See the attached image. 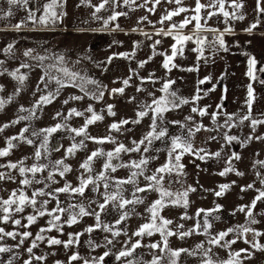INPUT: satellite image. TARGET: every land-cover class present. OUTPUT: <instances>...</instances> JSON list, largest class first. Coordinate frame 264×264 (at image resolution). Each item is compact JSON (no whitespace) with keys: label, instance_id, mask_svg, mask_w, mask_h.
Listing matches in <instances>:
<instances>
[{"label":"rangeland","instance_id":"1","mask_svg":"<svg viewBox=\"0 0 264 264\" xmlns=\"http://www.w3.org/2000/svg\"><path fill=\"white\" fill-rule=\"evenodd\" d=\"M39 1L27 0V3L9 5L8 0H0V62H2L0 63V86H3L0 98L7 100L8 97H12L11 102L6 103L0 110V127L10 124L11 121L21 116L29 117L19 120L18 123L10 124L9 127L0 131V149H4L8 147V138L18 137L22 129H28L23 133L26 139L13 140V146L9 149L8 155L0 156V165H5V167H0V173L5 176L4 179H0V200L8 199L13 190H16L17 196L23 191L29 198H32L37 190H42L44 193V195L35 197L37 201L35 207L26 203L22 212L15 211L16 205H12L9 220L6 222L2 219L4 213L0 207V228L4 229V232L0 233V247L9 249L7 252H0V264H25L30 259L31 264H57V262L59 264H84L86 259L89 264H93V261L105 252L109 255L104 258L102 264H128L130 260L133 264H151L154 257H160L161 264H171L168 259L169 252L162 251L164 238L160 232L153 231L151 236L134 235L142 225L152 222L149 208L154 201L161 198L160 191L153 188L144 192H135V189L145 188L149 184L145 177L153 175L157 168L168 161L172 139L177 136L189 139L194 151L203 149L204 151L199 155L204 156V159H200L193 153H184L180 160L184 166L182 170L162 174L164 190L174 194L188 192L186 207L182 202L173 204L169 198H165L164 207L158 209V217L172 221L171 224L164 226L166 231L174 233V235L167 236L168 249L186 250L173 258L176 264H204L209 258L213 264H221L222 261L229 260L231 254L241 249H246L247 252L241 253L240 264H264V199L257 200L255 207L252 208L251 219L256 221L254 224H249L247 207L245 211L239 210L240 206H251L259 192L264 191V183L261 182L264 179V163H262L264 162V123H259L255 127L251 124L253 119L264 121V87L258 92L256 101H254L255 97H252L250 108L249 101L243 102L244 95L234 93L232 101L228 102L225 98L220 101L213 95L214 77L202 84L199 83L205 80L199 76L204 74L203 71L201 73L197 71L195 74L188 72L187 66L191 64L190 57L192 56L186 51L178 50L179 47H177L176 56L171 61L177 69L168 74L158 70L160 67L158 60L161 55L135 53V57L143 61L146 58L150 64L149 66L143 64L142 75L149 76L150 83L157 79L149 90L155 89L156 85L159 86L162 81H171L169 93H175L176 103L179 106L172 107L169 104L167 111L162 113V119L156 118V132L165 130L164 137L152 140L151 144L145 140L139 145V151H122L110 161L116 170L105 169L104 164L109 162L106 154L114 152L120 144L128 149L135 148L136 144L133 141L139 142L152 130L153 119L156 115L152 113L153 108L156 107L153 102L142 103L143 99L136 96L127 97L124 95L125 88L122 93L112 91L122 88L119 87L118 82L121 76L122 86H129L123 83L124 65L129 67L132 57L129 50L134 44L137 47L139 43L153 45L159 40L162 43V56L165 59L166 55H172V45L176 43V40L168 37L154 40L145 36L140 37L139 34L131 36L119 34L114 38L102 23L93 22L87 17L88 8L79 7L81 12H78L73 2L67 1L65 5V2L62 3L61 0L57 8L58 13H64L61 19L55 24L51 22L34 23L28 19L29 13H35L38 20L43 15L44 4L49 2V0L45 3ZM9 11L11 15H7ZM65 18L72 21V24L66 25L65 22L68 21H65ZM21 22L23 24L17 28L16 25ZM258 25L248 33L261 34ZM194 42L195 38L185 41L184 45L192 48L191 44ZM249 42L252 43L250 40ZM9 44L12 45V49L10 52H5ZM51 47H61L73 56L84 59L94 72L99 74L88 76L90 81L98 84L104 78L105 90L102 98H96L99 95H85L78 88L66 85L64 81V86H61L55 79L47 76L41 82L40 78L45 72L33 57L37 56V51H47ZM197 47L196 44L195 48ZM248 47L250 48V45ZM27 50L32 51V56L24 55ZM216 50L217 46H203V55ZM119 53L129 55L122 57L118 55ZM195 53L196 58H203L199 52L195 51ZM108 57H114L115 62H112L113 59L108 62ZM22 63L30 67L20 68V74L27 77L21 84L9 73L19 68ZM196 65L200 67L198 62ZM171 66L169 65L167 69ZM110 75L111 77L116 76V78L112 77L114 83ZM263 77L264 69L260 71L259 79L262 80ZM57 89L58 94H56ZM251 89L252 94H256V87H251ZM179 91L183 97L176 96ZM248 91L249 86L246 89L247 95ZM50 92L54 94V99L51 103L40 104L35 109L34 115H30L28 111H19L20 106L32 109L42 95ZM165 94L168 99H173L169 94ZM197 94L200 98L194 99ZM75 96H80L82 99H70ZM65 100L68 103H64ZM180 100H187L188 103L180 104ZM89 105L103 119L88 125L86 135L77 136L71 129L81 128L85 120L91 117L92 113L86 111ZM108 105L113 106L114 116L109 114ZM73 108L82 112L83 115L69 116V111ZM193 108L198 111L193 112ZM203 109H206V112L201 115L199 110ZM141 111L146 112V115L138 116ZM57 113L60 115L58 116ZM213 113L216 114L215 120ZM229 116H232L230 127L225 126V121ZM245 116H250V118L242 119ZM122 120H127L128 123L120 125L119 130L110 128V125ZM56 124L65 127L51 134L46 151L41 147L45 133L40 130L54 127ZM198 126H201L200 130L196 131ZM225 134L235 136L237 139L229 142L225 139ZM89 137L98 139L111 137V140L98 143ZM27 139H31L33 143L28 144ZM81 142L83 146H80ZM72 144H77L78 147L72 154H68L67 149ZM145 148L148 150L144 151ZM37 150L41 152L39 159L35 156ZM94 151H102L105 155L94 157L90 162L91 171H88L81 165ZM217 152L220 153L219 156L213 155ZM233 153L238 155L239 159H235ZM141 159L148 160L147 165L143 166V174H138L134 178L135 183L119 185L118 181L127 180L133 171L139 172L138 169L121 165H128L131 161L139 162ZM20 161H23L22 166L26 168H30L33 164L45 167L41 172L35 174L28 172L21 176ZM56 161H63V164L57 165ZM10 162L17 163L18 167L8 168L6 165ZM64 165H67L70 170L61 176L59 173L63 171ZM226 168L232 170L225 175H220ZM101 172L104 173L103 178H100ZM49 173L52 174L51 179H49ZM237 173H242V175ZM89 177L92 178V182L85 186L82 194L71 190L55 191L65 185H69L70 189L77 188L80 186L81 178L88 179ZM25 178L31 183L21 184L20 181ZM105 184L108 185L107 189ZM250 184L252 187L247 188L246 186ZM221 185H229V187L222 195L217 196L216 193L221 190ZM189 189H194V191H189ZM106 192L109 195L118 194L127 200L139 199L141 202L131 203L121 208L120 200L117 199L109 201L101 210L99 205L105 203ZM43 201H47V204L42 205ZM58 206L64 209L63 212L55 213L60 216V220L56 222L58 227L47 230L50 227L49 221L53 219V216L47 213ZM81 206L89 214L79 215ZM41 210H46V214L38 215ZM97 213H99V221L96 217ZM125 214L126 218L121 220V216ZM30 215L36 217L31 224L27 220ZM72 215H76V222L68 224L67 220ZM205 219L211 225L207 231L204 228ZM16 220L20 223H14ZM97 223L100 227H96ZM156 223L159 225L162 221L158 219ZM198 223L199 228L196 227ZM106 225L112 231L105 230ZM237 226L250 227L261 235L254 236L253 232L249 231L244 236L238 237L236 232H231L224 237L220 245L209 242L220 232ZM89 227L93 229L91 232L87 231ZM41 229L45 231L41 233ZM7 232H13L14 237L7 236ZM24 232L31 233V235L24 237ZM113 232H119V235L114 236ZM181 232H190V234L181 238ZM37 234H41L44 239L37 240ZM69 234H72L73 243L68 247H65L63 243L48 244L49 238L59 239L62 242L68 241ZM245 237L248 243H245ZM109 240L112 241L111 244L107 243ZM232 240L236 242L227 247L221 246ZM33 241L37 246L30 254L27 249L32 246ZM137 241L140 246L132 252L131 256L117 259L120 251L131 249V245ZM257 242L261 247L253 248L252 245ZM152 244H158L159 247L152 248L150 247ZM73 254H77L79 259L70 261L69 258ZM34 256H44L45 259L37 261L33 258Z\"/></svg>","mask_w":264,"mask_h":264},{"label":"snow or ice","instance_id":"2","mask_svg":"<svg viewBox=\"0 0 264 264\" xmlns=\"http://www.w3.org/2000/svg\"><path fill=\"white\" fill-rule=\"evenodd\" d=\"M20 2L27 3V0H8L9 5L18 4ZM109 2H110V0H102V2L98 6H95V11L93 13V16H95L96 13H99L105 7V5L108 4ZM160 2H161V0H153V4L154 5H158ZM169 2L170 3L171 2H175V4L178 5V7L175 8L174 10L166 12V14L163 15L161 17V19H160V23L161 24H163L165 21H171L174 16H177L180 13H184V12L190 11V9L181 6L183 0H169ZM111 3L116 4L117 0H111ZM123 3L125 5L134 4L135 0H123ZM147 3H148V0H145V5ZM225 4H226V0H210V2L207 5L206 4H202L200 2V0H196L194 9H191V11L194 13V15H192L190 17L186 16L185 19L182 22H180L179 24H176V23L171 24L167 31H165L164 29H158L157 30V34L158 35L162 34V35H165V36H170V35H173V32L175 30H182L187 25H189L190 23L195 21L194 32L191 35H181V34H179V32H177V34L174 35L173 38L176 40V43L172 45V55L171 56H167V55L165 56V61H164L163 67H165L166 69L169 68L170 62L173 60V58L177 54V45H181L182 46L185 41L193 40L194 38H195V43L198 45V47L193 49V50L199 52L201 54V56L203 55V44H204L206 38H201L199 33L201 31H203V30H207V31H211V32L215 33V32H217V30L216 29H208V28L205 27V25H202L201 24V19L202 18H204L205 21H206L207 19H210L213 16H216L218 14H222L223 17H225L226 19L229 18L230 16L233 19H243L244 18L243 15H238L237 12L235 11V10H238V9L243 7V5L241 3H238L237 0H230V2H229V7L234 10L232 12H229V11H227L225 9ZM59 6H60L59 0H49L48 3L44 4V6H43V15H41L38 20H37V18L35 16V13H33V12L29 13L28 19L33 21L34 23L47 24V23L51 22V23L55 24L64 15V13H58L57 12V8ZM140 6L143 7L144 5H140ZM205 9H210V10L207 11L206 17H202V15H201L202 10H205ZM148 10L150 12H154L155 11V7L150 8ZM258 10L261 11V12H264V9H260L259 8V0H258ZM7 15H11V12L9 11L7 13ZM120 15H125V13L114 11L112 15H110L107 19L103 20L104 26L107 27V25L110 22L117 20V18ZM97 18H99V17H97ZM146 19H147V17H141V20H146ZM149 23H151V22L149 21ZM257 23H253L252 25H250L249 28L246 29V31L250 32L253 28H255L257 26ZM22 24H23V22H21V24L16 25V27L19 28V27H21ZM117 27H119V26L117 25ZM230 30L231 29H227V28L225 29V31H230ZM133 31H135V29H133ZM144 34L148 35L147 33H144ZM216 40H218L219 45L221 47H224L223 33H219V35L216 37ZM159 43H160V41L157 40L155 42V44H153L152 47L155 48V45L159 44ZM11 49H12V45L9 44L8 47L4 51L5 52H10ZM24 55L25 56H32V51L31 50H27V51H25ZM114 55H117V54H114ZM118 55L122 56V57H127L129 54L128 53H119ZM54 58L56 60L60 61L61 63H63V60H64L63 56L54 57ZM33 59H37L39 61H43V60L47 59V57H45V56H35V57H33ZM112 59H113V57H108V62H111ZM149 59H151V57ZM0 63H2V62H0ZM144 63H146V61H141L140 66L142 67ZM254 64H255V59L254 58L250 59L249 60V72H248L249 76L253 75L252 66ZM28 67H30L28 64H23L22 63L19 68H17L14 71L10 72L9 75H11L14 79H16L17 81H19L22 84L27 77L24 74H20V68H28ZM49 67L52 68V67H56V66L55 65H49ZM188 70L192 71L193 69H188ZM57 71L62 72L64 74V76L69 79V81H76L77 79L83 80V77H80L78 73L70 72L66 67H60V68L57 69ZM47 75H48V73L45 72V74L43 76H41V78H40L41 82H43L45 80V77ZM52 79H55L57 84H59L61 86H64L63 81L59 77H52ZM208 79H210V77H205V80H202L199 83L202 84ZM92 83H95V82L92 81ZM123 83L125 85H127L128 84V80L127 79L124 80ZM171 83H172L171 81L165 82L164 85H163V88L161 89V91L169 94L170 96L173 97V99H168L167 97H162L159 100H153V104L156 105V107L153 109V112L156 115L154 116V119H153V128H152V130L149 131L147 133V135L144 137V139L140 140L139 142L133 141V143L136 144L135 148L128 149V148H125V146L123 144H120L114 150V152H108L106 155L108 157V161L109 162L104 164V168L105 169L111 168L112 171L116 170L114 167H112L110 161L113 159L114 156H118L119 153H121L122 151H125V152H127V151H139L140 150L139 145L143 144L145 142V140H147V142L149 144H151L152 140L159 139V138L165 136L166 132L163 129L160 130L159 132H156V118L159 117L160 119H162V113L164 111H167V106L169 104H171L172 107H178L179 106V104L176 103L175 93H169V86H170ZM2 90H3V86H0V91H2ZM112 91L113 92H121L122 93L124 91V89L123 88L113 89ZM56 94H58V89H57V93ZM102 96H103V92H101L99 94V97H96V98H102ZM248 96H249V98H251V96H252L251 86H249ZM199 98H200L199 94H197V96L194 97V99H199ZM11 99H12V97H8L7 100H5L3 98H0V110L3 109V107H4V105L6 103L11 102ZM52 99H54V94L50 92L47 95H42L39 98V100L37 101L36 105H34L32 109H25L23 106H20L19 111H21V112L28 111L30 113V115H34L35 114V109L37 107H39L40 104L51 103ZM70 99L80 100V99H82V97L75 96V97H70ZM64 103H68V101L65 100ZM179 103L180 104H185V103H188V101L187 100H180ZM248 103H249V108H250L251 99H249ZM112 107H113L112 105H108V112H109L110 115L114 116L115 113L112 111ZM148 107H151V106H148ZM86 111L89 112V113H92L91 117L87 118L85 120V123H84V125L81 128H79V129H71V131L75 132L77 136H79L81 134H85L86 135V129H87L88 125L93 124L94 122L103 119L102 116L97 115L94 112V110L91 107V105H89V107L87 108ZM192 111L196 112V111H198V109L193 108ZM199 111H200L201 115H204L205 112H206V109L199 110ZM57 115L59 116L60 113H57ZM71 115L82 116L83 113L79 112L75 108H73V109H70V111H69V116H71ZM144 115H146V112H144V111H141V112L138 113V116H140V117H143ZM215 116H216V114L213 113V119L214 120H215ZM28 118L29 117L21 116L17 120L11 121L10 124H15V123H18L19 120L28 119ZM249 118H250V116H245L242 119H249ZM65 119H67V117ZM231 120H232V116H229L228 120L225 121V126H229L230 127L231 126L230 125V121ZM135 122H139V121H135ZM127 123H128L127 120H122L119 123H113L112 125H110V128L114 129V130H119L120 125L127 124ZM259 123H264V121H259V120H255V119L251 120V124H252L253 127H255ZM10 124H4L2 127H0V131H3L4 128L9 127ZM63 127H65V126L61 125V124H56L54 127L41 129L40 131L42 133H45L44 140H43V143L41 144V147L44 148L47 151V145H48L49 137L51 136L52 133L57 132L59 129H61ZM200 127L201 126H198L196 128V131H199ZM26 131H28L27 128L22 129V131H21V133H20V135L18 137H10V138H8V141H7L8 147L4 148V149H0V156L8 155L9 149L13 146L12 145V141L13 140L26 139L23 136V133L26 132ZM189 134H191V130H189ZM33 135H37V133H33ZM89 138L93 139L94 141H96L98 143H103V142H105V140H111V137H105V138H101V139H98L96 137H89ZM225 139L227 141L231 142L233 140H236L237 138L235 136H229V135L225 134ZM26 142L28 144H32L33 143V141L31 139H27ZM80 146H83L82 142H81ZM77 147H78L77 144H72L71 147H69L67 149L68 154H72ZM177 149H179L180 151L177 152L176 151ZM147 150H148L147 148L144 149V151H147ZM203 151H204L203 149H199V150H195L194 151L192 144L190 143L189 139H187V138H182L180 136L173 137V139H172V149H171V151H169V159H168V161L164 165H162L161 167L157 168L153 175L145 177V179L147 181H149V184L145 188L137 187L135 189V192H144V191H146L148 189H153V188H155V189L160 191V197L161 198L156 200V201H154L153 204L151 205V207L149 208V211L151 213L152 222L142 225L139 228V230L136 233H134V235L142 236V235L147 234V235L151 236L153 234V231L160 232L161 236L164 238V248L162 249V251L167 250L169 252L168 259L171 262V264H176V261L173 258L174 257H178L180 255L181 251H186V250H184V249H180V250H170V249H168L167 236L174 235V233L171 232V231H166L164 226L168 225V224H171L172 221L165 220L162 217H158V209L164 207L165 198H169L170 202L173 203V204H179V203L182 202L184 204V206L186 207L187 206L186 197L188 195V192L185 191L182 194H174V193H172L170 191L164 190L163 187H162V181H163V175L162 174L166 173V172H172L174 170L175 171L182 170L184 166H183V164L180 163V160H181V156L184 153H193L194 155H197L200 159H204V156H200L199 155L200 152H203ZM99 155H105V154L102 151H94V152H92L91 155L87 158V160L81 165V167L86 169V170H88V171H91L90 162L92 161V159L94 157L99 156ZM213 155L219 156L220 153L217 152V153H214ZM35 156H36L37 159H39L40 156H41V152L39 150H37L35 152ZM233 157L235 159H239V156L236 155L235 153H233ZM147 163H148L147 159H141V160H139V162L131 161L130 164H128V165H121L123 167H131V168H134V169H138L139 172L133 171L131 176L127 180L118 181V184L119 185H123L124 183H135V179L134 178L138 174L139 175L143 174V166H146ZM262 163H264V162H262ZM56 164L57 165H62L63 161H56ZM19 165H20L19 166V173L21 174V176H24V174L28 173V172H30L32 174H35L37 172H41V171L44 170V167H45L43 165L33 164L30 168H26V167L22 166L23 165V161H20ZM6 166L8 168H11V169H16L18 167V164L10 162ZM0 167H5V165H0ZM69 170H70V168L67 165H64L63 166V171H61L59 174L61 176H63L64 172H67ZM231 170H232L231 168H226L223 172L220 173V175H225L228 171H231ZM237 174L238 175H242V173H237ZM103 177H104V173L101 172L100 173V178H103ZM4 178H5L4 174L0 173V179H4ZM8 178L9 179H14L13 177H8ZM51 178H52V174L49 173V179H51ZM90 182H92V178L91 177H89L88 179L81 178V183H80L79 187L70 189L69 185H65L63 188H58L55 191L56 192H65V191L71 190L72 192H77V193H81L82 194L83 191H84L85 186L88 183H90ZM261 182L264 183V179H262ZM20 183L23 184V185H28V184L31 183V181L29 179L25 178V179H22L20 181ZM104 186L107 189L108 185L105 184ZM228 187H229V185H221L220 186L221 190L219 192H217L216 195L217 196L222 195L224 190L227 189ZM246 187L247 188H251L252 185L250 184V185H247ZM242 190H244V189H242ZM189 191H194V189H189ZM49 194H51V193H49ZM37 195H44V193H43L42 190H37V191H35L33 193L32 198H29L23 191H21L19 193V196H17L16 190H13L8 199L0 200V207H2V211L4 213L2 219L5 222L9 220V213L11 211V206L14 205V204L16 205L15 211H17V212H22L24 210L23 206L26 203L31 204L33 207H35V205L37 204V201H36L35 197ZM133 195H135V193H133ZM173 197H174V199H173ZM117 199L120 200L119 206L121 208H124L125 205L131 204V203H139V202H141L139 199L127 200V199H123V197L119 196L118 194L109 195L106 192L105 193V203L99 205L100 209L103 210L105 208V205L109 201H115ZM260 199H264V191H260L259 192V195L252 201L251 206H240V208H239L240 211H245V208L247 207V215L249 217V224L256 223V221L254 219H251V217H252V208L255 207L256 201L260 200ZM46 204H47V201H43L42 202V205H46ZM217 207H219V206H217ZM63 211H64V209H62V208H60L58 206L57 208H54L50 212L47 213L48 215H52L53 216V219L49 221L50 227L47 230H51V228H53V227H58L56 222L60 220V216L59 215H55V213L63 212ZM200 211H203V210H200ZM45 214H46V210H41V211L38 212V215H40V216H43ZM87 214H89V213H87L86 210L81 206L80 209H79V215H87ZM198 215H199V213H198ZM96 217H97V220L99 221V213L96 214ZM125 218H126V214L124 216H121L120 219L124 220ZM35 219H36V217L32 216V215L27 217V220H28L29 224L34 222ZM158 219H160L162 221V223L159 224V225H157V223H156ZM75 222H76V215H72L67 220L68 224H73ZM14 223L19 224L20 221L16 220V221H14ZM117 223H120V221H117ZM210 226L211 225L208 224L207 219H205V221H204L205 231H207V228H209ZM96 227H100L99 223H97ZM196 227L197 228L200 227L199 223L196 225ZM92 230L93 229L91 227H89L87 229V231H89V232H91ZM105 230L112 231V229L110 227H108L107 225L105 226ZM44 231H45V229H41V233H43ZM249 231H252L254 236L261 235V233L256 232L254 229H251L250 227L237 226L235 228H229L225 232H220L216 237L212 238L209 242L211 244L220 245L221 241L224 239L225 236L228 235V233L236 232L238 234V237H241V236H244V234L248 233ZM3 232H4V229L0 228V233H3ZM189 234H190V232H181L180 236H181V238H183L184 236L189 235ZM6 235L10 236V237H14L15 234L13 232H7ZM29 235H31V233H28V232H24L23 233L24 237H28ZM113 235L114 236L119 235V232H113ZM36 239L37 240H43L44 237L41 234H37ZM235 242H236L235 240L228 241V242H226L225 244H223L221 246L222 247H227L230 244L235 243ZM61 243H63L65 247H68L69 245H71L73 243L72 234H69V240L65 241V242H62L59 239H55V238H49L48 239V244L49 245H56V244H61ZM107 243L111 244L112 241L109 240V241H107ZM245 243H248L246 237H245ZM36 246L37 245H36L35 241H33L32 246L29 247L27 249V251L31 254L33 252V248H35ZM139 246H140V243H139V241H137L136 243L131 245V249H126V250L120 251L118 256H117V259H120L121 257L131 256L132 252ZM150 247L157 248V247H159V245L158 244H152V245H150ZM252 247L253 248H259L261 246L257 242V243H254L252 245ZM7 251H9L8 248L0 247V252H7ZM246 252H247L246 249H241V250L231 254L230 259L227 260V261H222L221 264H240L239 257L241 255V253H246ZM108 255H109V253L105 252L102 256L96 258L93 261V264H102V262L104 261V258L106 256H108ZM33 258L35 260H37V261H41V260L45 259L44 256H34ZM77 259H79V256L77 254H73L69 258L70 261L77 260ZM25 264H31V259L26 261ZM57 264H59V262H57ZM84 264H89V261L86 259L84 261ZM128 264H133V261H131V260L128 261ZM151 264H161V258L160 257H154L153 260L151 261ZM204 264H213V262L209 258L208 260H206L204 262Z\"/></svg>","mask_w":264,"mask_h":264},{"label":"crops","instance_id":"3","mask_svg":"<svg viewBox=\"0 0 264 264\" xmlns=\"http://www.w3.org/2000/svg\"><path fill=\"white\" fill-rule=\"evenodd\" d=\"M46 0H40V3H45ZM73 2L74 7L78 12L79 7L88 8L87 17L91 18L93 22L102 23L103 20L107 19L110 15L113 14L114 11L125 13V15H120L117 20L110 22L107 25V32L112 34L114 38L116 35L123 34L124 36L139 34L141 36L149 37L151 39L157 40L159 38H169L171 40H175L174 35L179 32L181 35H191L194 32L195 21L187 25L182 30H175L173 35L165 36L158 35V29L168 30L171 24L176 23L179 24L182 22L186 16H192L194 13L191 9H194L196 0H183L182 5L190 9L188 12L180 13L177 16H174L171 21H165L163 24L160 23V19L166 12L174 10L178 7L175 2H169V0H161L158 5L153 4V0H148V3L145 5V0H135L134 4L125 5L123 0H117L116 4L111 3V0L105 7L93 16L95 11V6H98L102 0H61V2ZM202 4H208L210 0H200ZM230 0H226L225 9L229 12L234 11L229 7ZM238 3L243 5L242 8L235 10L238 15H243V19H233L231 16L229 18L223 17L222 14H218L213 16L210 19L205 21L204 18L201 19V24L205 25L208 29H216L215 36L217 37L219 33H223L224 47H221L217 42V50L215 52L204 54L203 58L195 57L196 53L193 49H195V42L191 44L192 48L189 46L185 47V42L183 45H177L179 47L178 50L186 51L189 53L191 60L187 68L193 69L192 71L187 70L188 72H199L203 71L204 74H200L202 78L205 77H214V90L213 95L217 97L221 101L222 98H225L228 102L233 100L234 93L235 95H244L243 102L249 101V96L246 93V89L248 86L256 87V94H252L254 101H256V97H258V92L261 91L264 87V77L263 79H259L260 71L264 69V12L258 10V0H237ZM140 5H144L141 7ZM155 7L154 12H150L148 9ZM259 8L264 9V0H259ZM210 9L202 10V17H206L207 11ZM80 17V15H79ZM99 17V18H97ZM141 17H147L146 20H141ZM66 25L72 24L70 20L65 18ZM149 21L151 23H149ZM258 22V23H257ZM253 23L259 24L261 34L252 35L246 31L250 25ZM117 25L119 27H117ZM104 26V24H103ZM231 29L230 31H225V29ZM135 29V31H133ZM208 32L207 30H203L199 33L200 37L203 38ZM257 32V31H256ZM147 33L148 35H145ZM252 41L251 42H249ZM218 41V40H217ZM162 43L155 45L153 48L151 44H143L139 43V47L135 44L132 49L129 50V54L132 55L130 58V66H125L123 78L124 80H128L129 85L122 86L121 79L122 76L118 79L119 87L125 88L124 95L127 97L136 96L139 99H143V102H153V100H159L165 96V92L161 91L164 85V81L160 82V85L155 87V89L149 90L150 86H154L153 83L149 82V76L143 74L144 69L140 66L141 61L143 59L135 57V53H140L142 55H150L155 53L156 55H161L159 58L158 70L162 73L168 74L170 71L177 69V66L170 62L169 65H172L170 69H166L163 67L164 57L162 56ZM250 45V48L248 47ZM241 46H243L241 48ZM37 56H45L47 59L43 61H39L37 59L36 62L40 63L44 72H47L50 79L52 77H59L62 81L68 84L71 87L78 88L85 95L89 96H97L101 92L105 90V82L104 78H102L101 82L98 84L92 83L89 80L88 76L99 75L97 72H94L93 68L89 66L84 59L78 58L70 54L67 50H62L61 47H51V49L47 51H37ZM193 54V55H192ZM63 56V63L56 60L54 57ZM114 58V57H113ZM255 59V64L252 66L253 75L249 76V60ZM202 59V60H201ZM146 65L149 66L148 60L145 58ZM199 63V68L196 65ZM115 62V59L112 61ZM201 63V64H200ZM49 65H55L56 67L50 68ZM147 66L145 68H147ZM60 67H66L70 72L78 73L80 77H83V80L77 79L76 81H69L67 77L64 76L62 72L57 71ZM255 70V71H254ZM259 72V73H258ZM139 73V75H137ZM112 80L113 75L109 76ZM95 78V77H94ZM114 83V81H113ZM158 87V88H157ZM139 89V90H138ZM242 91L240 92V90ZM149 91V93H147ZM237 92V93H236ZM155 95V96H154ZM176 96L183 97L181 92L179 91ZM210 98V96H209ZM154 109V108H153ZM154 113V112H152Z\"/></svg>","mask_w":264,"mask_h":264},{"label":"built area","instance_id":"4","mask_svg":"<svg viewBox=\"0 0 264 264\" xmlns=\"http://www.w3.org/2000/svg\"><path fill=\"white\" fill-rule=\"evenodd\" d=\"M203 38L205 39V42L203 44L204 47L207 46H212L215 47L217 46V40L214 32H208Z\"/></svg>","mask_w":264,"mask_h":264}]
</instances>
